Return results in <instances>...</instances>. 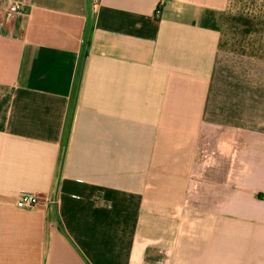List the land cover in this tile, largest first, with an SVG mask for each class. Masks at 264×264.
Wrapping results in <instances>:
<instances>
[{"label":"crops","instance_id":"0c3cea01","mask_svg":"<svg viewBox=\"0 0 264 264\" xmlns=\"http://www.w3.org/2000/svg\"><path fill=\"white\" fill-rule=\"evenodd\" d=\"M94 1L0 0V264H264V0Z\"/></svg>","mask_w":264,"mask_h":264},{"label":"built area","instance_id":"2783aa9c","mask_svg":"<svg viewBox=\"0 0 264 264\" xmlns=\"http://www.w3.org/2000/svg\"><path fill=\"white\" fill-rule=\"evenodd\" d=\"M94 2L97 3L95 0ZM95 3V4H96ZM22 5L21 4H11L9 7L10 12L17 13L22 11ZM157 16L160 14V9L156 12ZM40 204V198L35 195H23L20 196V198L17 201V206L22 209H33L37 207Z\"/></svg>","mask_w":264,"mask_h":264}]
</instances>
